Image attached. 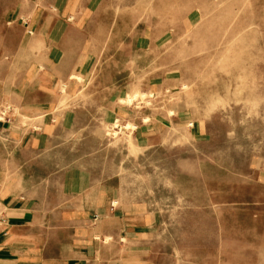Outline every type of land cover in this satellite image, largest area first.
<instances>
[{
  "label": "rangeland",
  "instance_id": "obj_1",
  "mask_svg": "<svg viewBox=\"0 0 264 264\" xmlns=\"http://www.w3.org/2000/svg\"><path fill=\"white\" fill-rule=\"evenodd\" d=\"M95 1L78 112L31 170L77 163L151 214L156 264H264V0ZM35 2L0 0V44Z\"/></svg>",
  "mask_w": 264,
  "mask_h": 264
},
{
  "label": "crops",
  "instance_id": "obj_2",
  "mask_svg": "<svg viewBox=\"0 0 264 264\" xmlns=\"http://www.w3.org/2000/svg\"><path fill=\"white\" fill-rule=\"evenodd\" d=\"M77 5L36 0L9 21L20 36L0 44V264H156L146 247L151 214L117 204L77 163L31 170L75 119L89 80L88 16Z\"/></svg>",
  "mask_w": 264,
  "mask_h": 264
},
{
  "label": "built area",
  "instance_id": "obj_3",
  "mask_svg": "<svg viewBox=\"0 0 264 264\" xmlns=\"http://www.w3.org/2000/svg\"><path fill=\"white\" fill-rule=\"evenodd\" d=\"M1 215H2V212L0 211V219H2V218H1Z\"/></svg>",
  "mask_w": 264,
  "mask_h": 264
}]
</instances>
